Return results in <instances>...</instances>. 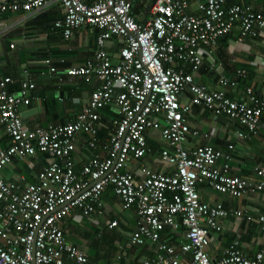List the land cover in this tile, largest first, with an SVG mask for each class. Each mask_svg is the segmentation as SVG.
<instances>
[{"label":"built area","instance_id":"obj_1","mask_svg":"<svg viewBox=\"0 0 264 264\" xmlns=\"http://www.w3.org/2000/svg\"><path fill=\"white\" fill-rule=\"evenodd\" d=\"M51 4H57L62 13L53 22L62 39L88 25L97 30L96 48L81 64L62 69L46 59L41 74H57V79L65 75L84 83L96 80L97 84L72 120L28 127L20 107L29 103L34 80L24 69L17 87L10 90L12 78L0 76V126L7 136L6 146L0 148V171L13 157H46L32 182L19 186L0 175V264H85V254L65 239L60 222L74 209L84 217L99 213L100 194L106 186H111L123 209L134 207L136 224L130 245L149 241L159 251L135 264H264V248L246 257L236 238L219 258L208 256L209 233L220 230L219 218H254L244 209L205 202L197 192L203 184L232 197L260 193L255 221L264 234V160L254 165L252 176L241 177L229 173L228 162L216 164L223 154L211 145L183 146L188 134L197 135L185 118L191 105L236 121L245 129L235 131L239 138L264 128V94L246 87L244 98L236 99L224 90L245 76L243 69L237 68L232 78L218 75L219 87L214 88L196 83L192 76L203 56L234 26L239 41L264 37V13L231 0H195L194 10L189 0H153L142 22L131 14L129 0H0V13L36 14ZM112 37L119 43L114 53L104 47ZM177 62L189 71L175 66ZM184 92L189 94L187 102L180 101ZM104 125L103 154L88 156L76 173L71 154L77 141L94 149ZM149 129H157L166 142L159 159L173 169L144 168L137 180L125 168L126 162L148 152ZM115 224L111 220L108 227ZM179 225L185 229L184 242L175 247L159 240L160 230Z\"/></svg>","mask_w":264,"mask_h":264},{"label":"crops","instance_id":"obj_2","mask_svg":"<svg viewBox=\"0 0 264 264\" xmlns=\"http://www.w3.org/2000/svg\"><path fill=\"white\" fill-rule=\"evenodd\" d=\"M83 1L89 3L92 0ZM129 1L134 19L144 21L153 0ZM232 2L249 4L254 10L264 13V0ZM189 3L191 10H194L195 0H189ZM61 15L57 4H51L36 14L11 11L0 13V76L12 78L13 82L8 85L10 90L17 87V80L22 76L24 69L35 83L30 92L29 103L20 107L21 119L28 127H45L72 120L86 103L90 90L97 84L96 80L84 83L65 75L57 79V74H41V70L46 68V59H51L57 69H62L81 64L86 58L93 56L96 48L97 30L88 25L74 30L68 40L62 39L60 31L53 26V22ZM237 34V28L234 26L226 36L217 41L210 54L204 55L201 65L192 72L193 80L206 87H219L216 83L218 75L232 78L235 70L241 68L245 76L237 79L234 86L224 87L226 94L232 98L243 99L246 87H250L255 94H264V37L239 41ZM8 43H13V47L9 48ZM104 45L110 53L119 48L116 37L108 39ZM59 59H62V62H59ZM175 66H182L184 70L189 71L188 66L181 65L180 62ZM188 98V92L180 95L181 102H187ZM185 118L189 128L195 129L197 135L188 134L183 143L184 148L211 145L223 154L216 164L228 162L230 174L252 176L254 165L264 160V128H259L255 134L247 133L245 137L239 138L235 131L245 132V129L236 121L224 115H214L195 105H191L190 110L185 113ZM102 122L105 125L108 123L107 112L103 113ZM105 125L97 133V145L94 149H86L81 145V140L77 141L78 144L71 154L75 172L79 171L80 165L88 156L103 154L107 137ZM145 136L148 152L137 160H128L125 167L137 180L140 179L144 168L162 172H170L173 169L162 161L155 162L156 157H159L160 148L166 146L157 129L147 130ZM79 138L82 139L83 136L80 135ZM6 144L7 136L0 126V148H4ZM45 163L46 157L42 154L13 157L9 164L1 169L0 175L3 179L15 181L21 186L34 181L37 171ZM197 192L205 202L220 203L226 209H244L254 218L251 221L234 216L219 218L220 230L209 233V243L206 247L211 259L219 258L233 238L238 240V248L246 257H252L256 251L264 248V234L255 221L261 207L260 193L232 197L213 191L203 184L197 186ZM100 200L102 208L99 213L84 217L74 209L60 222L65 239L85 254V264H135L159 252L156 245L149 241L141 245H130L129 236L136 224L135 210L133 206L123 209L111 186L102 190ZM116 205L127 213L115 216L113 207ZM111 220H115L116 224L108 227ZM85 224L89 227L84 228ZM184 230L180 225L175 228L167 226L158 232V237L160 241L177 247L186 240Z\"/></svg>","mask_w":264,"mask_h":264},{"label":"rangeland","instance_id":"obj_3","mask_svg":"<svg viewBox=\"0 0 264 264\" xmlns=\"http://www.w3.org/2000/svg\"><path fill=\"white\" fill-rule=\"evenodd\" d=\"M155 162H156V163H158V162L161 163V160L159 159L158 156L156 157ZM123 212H124V213H127V211L122 210L118 205H116V206L113 207V213L115 214V216H119V215H121ZM88 227H89L88 224H85V225H84V228H88ZM92 249H93V248H92Z\"/></svg>","mask_w":264,"mask_h":264},{"label":"trees","instance_id":"obj_4","mask_svg":"<svg viewBox=\"0 0 264 264\" xmlns=\"http://www.w3.org/2000/svg\"><path fill=\"white\" fill-rule=\"evenodd\" d=\"M232 1V0H231ZM77 172V171H76Z\"/></svg>","mask_w":264,"mask_h":264}]
</instances>
